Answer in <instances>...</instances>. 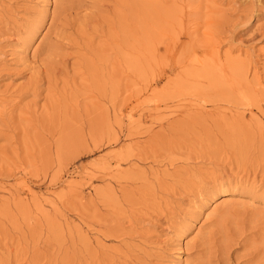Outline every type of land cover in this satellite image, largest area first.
<instances>
[{
    "label": "rangeland",
    "instance_id": "374dc122",
    "mask_svg": "<svg viewBox=\"0 0 264 264\" xmlns=\"http://www.w3.org/2000/svg\"><path fill=\"white\" fill-rule=\"evenodd\" d=\"M0 264H264V0H0Z\"/></svg>",
    "mask_w": 264,
    "mask_h": 264
}]
</instances>
